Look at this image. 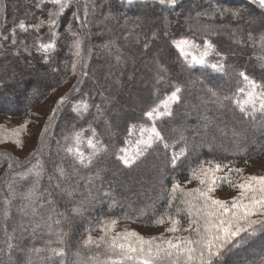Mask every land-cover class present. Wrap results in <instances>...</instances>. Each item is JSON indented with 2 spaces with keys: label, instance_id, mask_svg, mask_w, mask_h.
<instances>
[{
  "label": "trees",
  "instance_id": "16d2710c",
  "mask_svg": "<svg viewBox=\"0 0 264 264\" xmlns=\"http://www.w3.org/2000/svg\"><path fill=\"white\" fill-rule=\"evenodd\" d=\"M58 11L51 0H0V117L21 122L14 132L22 134L17 130L33 108L73 77L30 152L20 157L0 145V264H106L108 252L96 240L85 241L112 221L166 229L171 216L181 237L195 239L185 231L186 197L177 191L173 199L172 188L203 189L191 177L205 167L213 169L207 179L220 178L211 195L234 211L232 198L241 189L232 185L250 177L249 163L264 157V112L253 114L247 105L246 115L235 103L249 91L241 72L260 86L257 109L264 94L258 0H70L50 27L49 13ZM181 39L195 45L192 53L211 45L206 63L181 55L174 44ZM176 87L181 91L177 101H168L171 115L154 121L163 142L126 166L118 159L121 149L135 153L140 126L153 125L145 113L157 105L164 112L161 102ZM212 92L233 99L221 104ZM90 139L102 149L95 155ZM69 147L79 148L84 164ZM193 203L200 208L203 202ZM161 217L165 223L155 224ZM213 264H264V228L241 233Z\"/></svg>",
  "mask_w": 264,
  "mask_h": 264
},
{
  "label": "snow or ice",
  "instance_id": "6c2138e0",
  "mask_svg": "<svg viewBox=\"0 0 264 264\" xmlns=\"http://www.w3.org/2000/svg\"><path fill=\"white\" fill-rule=\"evenodd\" d=\"M54 5L59 6V11L55 13H49V26H55L57 21L53 17H58L62 14L65 8L69 7L70 0H51ZM163 4L166 0H160ZM176 0H167L169 4H175ZM259 5L264 8V0H258ZM43 23V22H41ZM21 29H25L24 22L19 24ZM70 30V28H69ZM73 35H76L73 33ZM15 43V41H13ZM176 47L180 50L181 55L187 56L188 52L185 51V46L190 45L187 40L174 41ZM77 49L80 47V41L75 42ZM195 47V45H191ZM41 49L47 50L52 47L51 44H41ZM212 46L208 45L199 57L193 56L192 62L197 64H205L206 57L212 51ZM210 67L215 71H223L222 64H212ZM240 76L246 82L249 91L247 98L243 101L235 100V103L239 107L240 111L249 114L247 105H252V113L256 111L264 112V94L261 95L260 107H255V99L257 96L256 89L260 87L255 81L250 80L247 75L243 72ZM181 89L176 87L175 91L171 93L165 101H162L165 111L160 112V105L151 108L145 113L149 119L153 120L152 127L140 126L141 138L137 140L136 151L134 154L129 155L127 149H121L124 155L118 157L126 166H131L140 156H142L149 148H151L157 141L163 142L164 138L161 133L155 127V119L158 116L171 115L169 110L168 101H177L179 99L178 93ZM239 92H244V89H239ZM212 95L216 97L218 103H223L233 99L229 96L220 97L216 92H212ZM64 99V98H62ZM84 110H87V105H84ZM136 126L133 125L132 128ZM19 131V129L17 130ZM131 132V128H130ZM93 134L94 130H93ZM146 135L147 138H144ZM76 144L80 143V134L77 133L75 137ZM19 143V141H17ZM98 143V142H97ZM89 147L93 149L92 155L102 149L98 148L95 143L90 139L88 141ZM167 148L169 145L164 144ZM67 151L77 157L81 164L85 163L83 153L80 152L79 148L69 147ZM184 154V149H181L180 153H174L172 162L175 161ZM88 163H91V157L88 158ZM220 165H216L215 170L220 169ZM213 171V169H203L198 174L195 170L192 173V179H200V184L203 189H195L185 192L180 185L174 184L172 188L173 199H175V193L177 191L183 192L186 199L182 201L188 210L189 228L185 231H191L195 233L196 238L189 237H172L165 239L163 234L159 237L145 238L134 230L125 231L118 233L113 237L112 242L109 245L110 255L108 262L110 264H213V258L221 255V250L227 245L233 244L234 238L240 237L241 233L254 234L257 227L264 228V176H250L246 177L244 182L233 184V187H239L241 194L239 197L232 198L231 209L234 211L230 212L227 202L215 199L211 195L215 191L216 180L220 179L213 176L211 180L207 179V173ZM229 171H235L237 173L242 172V169H230ZM203 175L205 178L201 179ZM250 193V195H249ZM258 194V195H257ZM191 198V199H188ZM247 201L246 203L244 201ZM193 201H202V206L197 208ZM171 204V202H170ZM213 208V211H204L207 208ZM195 209V211H194ZM219 209L223 211L220 212ZM182 211L181 208H176L177 214ZM230 215L225 217V213ZM213 219H209V218ZM171 221V227L165 229L167 232H177L178 220L168 217ZM203 220V227H201L200 221ZM117 222L112 221L111 226H115ZM155 224H164L165 220L163 217L158 218L154 221ZM122 238L123 242H117ZM91 237L85 243L91 242ZM103 239V238H102ZM159 241V243H157ZM118 250V251H117ZM53 255H63L62 249H53ZM116 257V258H113ZM106 262V264H108Z\"/></svg>",
  "mask_w": 264,
  "mask_h": 264
},
{
  "label": "rangeland",
  "instance_id": "374dc122",
  "mask_svg": "<svg viewBox=\"0 0 264 264\" xmlns=\"http://www.w3.org/2000/svg\"><path fill=\"white\" fill-rule=\"evenodd\" d=\"M181 40H187V39H181ZM190 45L185 46V51L189 53L187 57H190L191 59L193 56L199 57L201 53L204 51L202 50L200 52L192 53ZM72 81H73V77L69 78L62 86L52 91L41 102L40 105L33 108L32 113L24 120L25 122L24 127L19 129L22 132V134L14 132V130L12 129L15 126V124L21 122H19L18 120L15 121L8 120L7 122L6 120L0 117L1 147L11 151L12 153L20 157L30 152L34 148L35 143L40 135V132L42 131L45 125L47 118L50 115V112L52 111L53 106L67 91ZM17 141H19V143H17ZM249 164H250L249 167L251 169L249 170L250 176L251 175L257 176L264 174V157L256 161H251ZM207 168L208 167H205L204 169ZM200 172L201 171H197L198 174ZM207 174L210 175V172H208ZM201 177L204 176L201 175L200 178ZM164 229L165 227L163 226L158 228L155 227L150 228V227H143L132 222H118L113 227L111 226V222L110 223L106 222L102 228L93 231L91 234L89 233L90 237L92 238L90 243H95L94 240H96V242L101 245V248L105 250V252H108V254L110 255L111 253H110L109 245L112 242L113 237L116 236L118 233L125 232L126 230L127 231L134 230L135 232L139 233L141 236L145 238L159 237L161 234H163L165 239L172 237H181V234L178 232L164 233L163 232ZM117 242H123L122 238ZM157 243H159V241H157Z\"/></svg>",
  "mask_w": 264,
  "mask_h": 264
}]
</instances>
